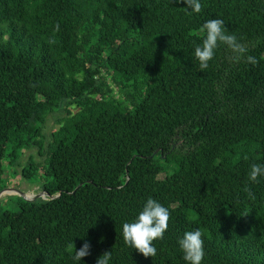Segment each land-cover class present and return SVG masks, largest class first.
Returning <instances> with one entry per match:
<instances>
[{"label": "trees", "instance_id": "1", "mask_svg": "<svg viewBox=\"0 0 264 264\" xmlns=\"http://www.w3.org/2000/svg\"><path fill=\"white\" fill-rule=\"evenodd\" d=\"M201 4L0 0V191L37 148L45 162L22 176L47 193L0 204V264H97L106 251L109 264H187L178 240L196 229L202 264H264V176L248 180L264 165V0ZM216 18L257 65L220 45L199 70V29ZM149 197L171 217L145 258L122 225ZM72 241L90 255L74 261Z\"/></svg>", "mask_w": 264, "mask_h": 264}, {"label": "clouds", "instance_id": "2", "mask_svg": "<svg viewBox=\"0 0 264 264\" xmlns=\"http://www.w3.org/2000/svg\"><path fill=\"white\" fill-rule=\"evenodd\" d=\"M177 3H183L193 13L202 11L201 0H177ZM55 30H60L59 23L55 25ZM199 31L203 34L202 43L195 47L194 55L199 62L200 71L209 67V61L213 60L216 49L220 45L226 46L231 51V59L236 63L241 60L253 66L259 63L256 57L247 55V47L241 43L235 34L227 31L222 19L207 20ZM261 176H264V165L251 164L248 180L252 183H258V178ZM244 191L249 198H255L254 193L247 185L244 187ZM170 217L171 214L167 207L149 197L137 217L131 222L123 223L122 237L124 243L145 258L156 256L157 249L153 242L164 238L169 227ZM178 244L187 264H202L205 255L204 239L203 233L199 229L186 231L183 237L178 240ZM70 247L74 248V261H80L85 256L90 255V245L87 242L79 250L75 248L73 241ZM111 258V251H106L98 257L97 264H109Z\"/></svg>", "mask_w": 264, "mask_h": 264}, {"label": "rangeland", "instance_id": "3", "mask_svg": "<svg viewBox=\"0 0 264 264\" xmlns=\"http://www.w3.org/2000/svg\"><path fill=\"white\" fill-rule=\"evenodd\" d=\"M72 109L75 110L76 107H73ZM64 115L65 112L62 109L49 115L47 120V128H46L47 136L56 127H58L57 119L63 117ZM30 161L43 164L45 162V157L39 154L37 148L27 149L20 154V156L17 159V163L14 167L8 166L6 168V174L2 179V181L7 180L4 189L5 188L13 189L15 192L6 193L5 191H7L8 190L7 189L2 193V195L0 196V204L2 208L10 211H17L18 209L17 200L19 199V197H23V195L18 193L19 191L25 194L26 196L29 195L30 198L47 197V194L42 191L41 182L39 179H37V177L35 180H33V179H25L22 176L23 167Z\"/></svg>", "mask_w": 264, "mask_h": 264}, {"label": "water", "instance_id": "4", "mask_svg": "<svg viewBox=\"0 0 264 264\" xmlns=\"http://www.w3.org/2000/svg\"><path fill=\"white\" fill-rule=\"evenodd\" d=\"M7 189H9V188H5V189H3L2 191H0V196H1V194L5 191V190H7ZM19 194H21V195H23V197L25 198V199H27V200H34L35 198H30V197H28V196H26L25 194H23L22 192H18ZM47 194V193H46ZM59 196V195H58Z\"/></svg>", "mask_w": 264, "mask_h": 264}, {"label": "bare ground", "instance_id": "5", "mask_svg": "<svg viewBox=\"0 0 264 264\" xmlns=\"http://www.w3.org/2000/svg\"><path fill=\"white\" fill-rule=\"evenodd\" d=\"M6 193H14L15 191L13 189H8L7 191H5ZM2 195V194H1ZM28 197H30L29 195H27Z\"/></svg>", "mask_w": 264, "mask_h": 264}]
</instances>
